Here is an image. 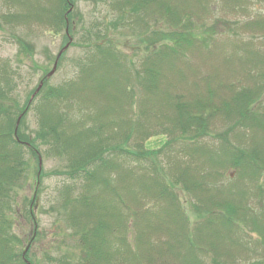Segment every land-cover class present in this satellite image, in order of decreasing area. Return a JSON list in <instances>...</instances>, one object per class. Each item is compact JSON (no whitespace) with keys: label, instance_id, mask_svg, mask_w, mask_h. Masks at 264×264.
Returning a JSON list of instances; mask_svg holds the SVG:
<instances>
[{"label":"trees","instance_id":"1","mask_svg":"<svg viewBox=\"0 0 264 264\" xmlns=\"http://www.w3.org/2000/svg\"><path fill=\"white\" fill-rule=\"evenodd\" d=\"M48 1L45 10L16 0L26 11L11 16L71 33L76 0ZM109 9L117 16L85 31L89 51L73 60L75 72L63 84L49 85L46 68L39 91L31 100L40 82L19 104L14 74L0 66V264H38L19 249L11 215L15 187L30 169L38 181L45 176L41 153L63 163L59 175L73 181L56 197L78 253L58 264H244L238 254L252 250L246 229L256 236L252 246L264 247V146L252 135L264 134V85L235 91L212 73L188 77L196 54L214 58L219 37L232 33L222 17L205 22L202 0H116ZM249 24L264 31V15ZM115 29L137 39L131 54L108 41ZM30 110L33 134L21 129ZM216 120L228 124L224 131L213 132ZM154 136L166 140L146 148ZM248 264H264V256Z\"/></svg>","mask_w":264,"mask_h":264},{"label":"rangeland","instance_id":"2","mask_svg":"<svg viewBox=\"0 0 264 264\" xmlns=\"http://www.w3.org/2000/svg\"><path fill=\"white\" fill-rule=\"evenodd\" d=\"M27 1H30L31 4L37 3L41 8L49 10L50 3L48 0ZM114 1L116 0H76L71 9L75 13L72 15L71 33L68 32L67 27L60 28L56 33L50 25L40 24L38 21L26 19L21 22L13 19L11 15L23 13L26 9L17 6L16 0H0V66L3 64L10 66V71L14 74L13 82L16 84L13 96L17 98L19 104H22L30 91L39 84L41 77L46 74L45 69L51 70L56 55L66 44L64 38H69L71 43L62 52L64 56L61 65H57V69L49 78L48 84L61 85L72 76L76 69L73 60L85 59L89 51L90 43H86V40L83 39L85 31L90 29L95 22L97 23L95 27H98L115 19L117 13L109 9ZM244 1L247 3L248 9L243 8L244 10H242ZM202 2L208 9L202 15L205 22H211L215 18L222 17L227 20L232 33L228 32L219 37L216 42L218 46L214 58L208 59L204 55L203 58L201 54H196L195 65L192 64V68L185 71L188 73V77L190 76L189 72L193 70H198L199 74L212 73V75L218 76L217 79L233 83L235 91L247 89V87L256 89L264 85V81L259 75L264 63L256 65L250 59V57L258 58L259 56L264 58V31L258 30L254 24L248 25L249 22L256 20L257 15H264V0H239L240 7L237 9L234 4H232L233 7L228 4L224 6V0H202ZM109 32L108 41L114 47L131 54L132 47L138 42L133 34L126 29H115ZM233 32L237 35H234ZM25 43L31 46V53L25 54L23 52L21 45ZM245 44L248 46L247 51L243 50ZM212 45L213 43L210 47ZM231 56L233 57L230 62H227L226 59ZM138 94L136 89L135 96H138L137 98H139ZM228 95L230 94L225 96ZM145 116L149 117V114L147 113ZM213 125V132H222L228 126L222 120H216ZM21 129L23 132L32 134L37 129V116L34 111L28 112ZM249 135H251L250 132L246 133V139H249ZM252 135L255 143L264 146V134L262 132L257 131ZM165 140V136L151 137L146 141L145 147L148 149L161 148ZM242 143L249 144L250 141H245L243 138ZM175 149L180 151L178 146H175ZM40 158L41 170L45 176L42 177L41 181H38L31 168L29 175L19 182L13 192V212L11 215L13 232L22 242L19 249L29 250L28 257H31L35 262L38 264H58V259L70 256L71 253H78V247L76 248L72 244L73 240L70 239V237L73 238L71 235L73 230L67 226L64 219L65 212L58 207L60 200L56 197L58 190L64 185H68L65 184L66 182H69L70 186L73 181L71 178H67L68 176L59 175L63 163L43 153L40 154ZM226 175L233 179L236 173L231 170ZM231 179L225 178V183ZM244 182L247 189L246 204L253 205L254 201L250 196L251 187L248 181L244 180ZM221 183L224 185V181ZM36 189L38 194L35 192ZM31 204L33 205L31 206ZM29 210L33 214V218L30 217ZM246 232L252 241L250 242L252 250L249 247V249L238 254L241 262L246 260L244 264L254 263L260 260L261 256H264V247L252 246L256 236L250 235L247 229ZM254 249L255 251H253Z\"/></svg>","mask_w":264,"mask_h":264},{"label":"water","instance_id":"3","mask_svg":"<svg viewBox=\"0 0 264 264\" xmlns=\"http://www.w3.org/2000/svg\"><path fill=\"white\" fill-rule=\"evenodd\" d=\"M70 41H71V40L69 39L68 43L65 44V46H64V47L59 51V53L57 54L56 60H55V62H54V64H53V67H52L51 71L47 74V77H50V76L55 72L56 67H57V61H58V58L60 57L61 53H62V52H63V51L69 46ZM41 86H42V83L39 84V86H38L37 89L35 90V93H37V92L39 91V89L41 88ZM35 93L31 96V100H32V98L34 97ZM19 119H20V118H19ZM18 123H19V120L17 121L16 126H18Z\"/></svg>","mask_w":264,"mask_h":264}]
</instances>
